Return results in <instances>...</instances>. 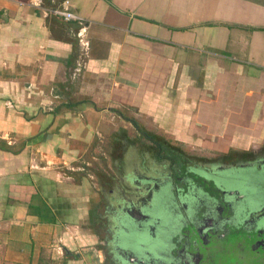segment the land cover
Wrapping results in <instances>:
<instances>
[{
  "label": "crops",
  "instance_id": "1",
  "mask_svg": "<svg viewBox=\"0 0 264 264\" xmlns=\"http://www.w3.org/2000/svg\"><path fill=\"white\" fill-rule=\"evenodd\" d=\"M62 1L0 0V264H181L182 201L148 205L184 161L110 146L142 136L127 110L181 158L264 168V0H69L87 57L81 25L46 12ZM101 154L116 172L85 169Z\"/></svg>",
  "mask_w": 264,
  "mask_h": 264
},
{
  "label": "flooded vegetation",
  "instance_id": "2",
  "mask_svg": "<svg viewBox=\"0 0 264 264\" xmlns=\"http://www.w3.org/2000/svg\"><path fill=\"white\" fill-rule=\"evenodd\" d=\"M193 158L178 157L184 169L178 164L162 171L154 202L148 205L151 214H162L164 187L169 186L182 201L183 207L174 210L176 231L182 223L186 233L181 264H264V204L259 203L264 168L239 174L221 159L205 164ZM238 186L241 193L235 192Z\"/></svg>",
  "mask_w": 264,
  "mask_h": 264
},
{
  "label": "rangeland",
  "instance_id": "3",
  "mask_svg": "<svg viewBox=\"0 0 264 264\" xmlns=\"http://www.w3.org/2000/svg\"><path fill=\"white\" fill-rule=\"evenodd\" d=\"M122 113H123V115L125 117L134 118V115L131 114V112H129L127 110H125L124 112L122 111ZM126 121H128V120H126ZM138 125H139V128H136L133 125L135 127V132L136 131L139 132L143 136L144 139H142V136H140V135L137 136V139H134V142H137L136 147L131 144V142L128 139L129 136H127V135H126L127 137L124 138V140H125L124 142H122V141L120 142V141H117V140L116 141H112V146H110V147H113L115 149H118V148H121L122 147L123 150H125L124 154L127 157L126 158L127 161H129V162L132 161L131 158L133 156H135L134 155V152H133L135 149H137V148L146 149L148 147L149 148H152V149H157L158 148V145L156 143L160 144V147L162 148L161 155H163V156L161 157V159H166L164 156H165L166 153H169V150L171 151L170 153H171L172 156L174 154H177L178 155V156H176L177 158L178 157H181L180 154H182V155L186 154V156L189 155L190 152L187 150V148H184L182 145H180L178 143L170 142L168 140L161 139V135H158L155 130L151 129V126L148 125V123H146V122H139ZM124 132H126V131H124ZM148 136L149 137H152V139L151 138L149 139ZM147 141L151 142V145ZM191 155L194 157L193 160H197V161L203 160L202 162H204L205 164H209V163L214 162L216 160L215 158L197 155L194 152H191ZM101 158L103 159L104 162H108V164L107 163L105 164V168H106V171L107 172L108 171L111 172V170L113 172H116V169L117 168H116V166L113 163H111L112 157H110L109 154H108L107 157H105L103 154H101L100 157H97V159H91L90 155H87L86 159L89 160L88 162L91 163V166L85 165L84 166L85 169L86 168H90L92 170L94 169V171H101V167L100 166L103 165V164H101L99 166V164L97 163L98 161H100ZM178 160L181 161V159H178ZM179 165H181L182 166V169H184V166H185L184 162L182 164H179ZM160 170L162 171V168ZM158 171H159V169H158ZM161 180L162 179H160V178L158 180H154V184L156 182L160 183Z\"/></svg>",
  "mask_w": 264,
  "mask_h": 264
},
{
  "label": "built area",
  "instance_id": "4",
  "mask_svg": "<svg viewBox=\"0 0 264 264\" xmlns=\"http://www.w3.org/2000/svg\"><path fill=\"white\" fill-rule=\"evenodd\" d=\"M70 1L69 0H63L60 4L50 7L46 10L47 13L53 14L55 16H59L65 20H73L76 21L78 24L81 25V28L79 31L76 33L79 45L83 49L82 53L84 57L88 56V48H89V41L87 39L86 35V30L85 27L83 26V19L73 12L70 7H69ZM86 63L83 61L81 65L77 66L72 74L73 75H78L81 73L83 70H85ZM46 110L48 111H53V107L51 105L45 107Z\"/></svg>",
  "mask_w": 264,
  "mask_h": 264
},
{
  "label": "trees",
  "instance_id": "5",
  "mask_svg": "<svg viewBox=\"0 0 264 264\" xmlns=\"http://www.w3.org/2000/svg\"><path fill=\"white\" fill-rule=\"evenodd\" d=\"M123 117H125L123 115ZM125 119H127L128 121H130L136 128H139V125H138V122L136 121L135 118H128V117H125ZM146 135V134H145ZM149 137V136H148ZM152 139V137H149V139ZM159 147H160V144L156 143Z\"/></svg>",
  "mask_w": 264,
  "mask_h": 264
}]
</instances>
